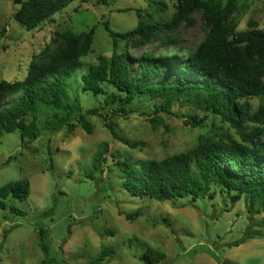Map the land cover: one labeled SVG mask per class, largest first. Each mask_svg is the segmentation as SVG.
Instances as JSON below:
<instances>
[{
	"label": "rangeland",
	"instance_id": "374dc122",
	"mask_svg": "<svg viewBox=\"0 0 264 264\" xmlns=\"http://www.w3.org/2000/svg\"><path fill=\"white\" fill-rule=\"evenodd\" d=\"M162 1L166 3L164 11L149 6L147 0H74L26 30L14 17L19 5L0 0V81L23 79L30 62L43 60L44 51L54 48L56 32L78 34L94 26L91 51L80 58L82 64L70 80V91L68 88L70 98L79 93L91 133L74 120L71 129L63 126L54 133L44 130L35 139H22L18 130L0 134V186L25 179L29 182L26 199L8 196L4 199L7 207L0 208V264H42L46 259L49 261L44 264H91L103 247L113 249L106 264H147L142 258L147 246L165 254L156 264H264V236L243 240L247 226L259 225L264 213L250 214L244 196L235 203L219 192L212 198L205 195L195 200L158 201L125 189L123 174L115 166L117 159L134 164L188 150L196 145L200 134L220 132L239 139L228 123L210 115L202 126L185 125L181 117L155 113L158 103L148 97L136 98L128 106L132 111L124 116L113 112V105L104 104V95L80 91L81 73L95 63L98 54L110 56L113 50L102 22L108 21L116 32L128 31L138 22L136 10L147 12L155 20H166L174 3ZM193 16V24L159 31L146 44L133 46L118 39L117 50L126 51L129 57L144 53L184 57L206 33L200 13ZM232 17L238 30L245 29L249 20L263 28L264 0H237ZM104 86L106 93L113 89ZM248 101L255 110L259 99ZM192 107L187 103L179 108L176 104L175 109L184 112ZM91 109L95 111L89 112ZM106 111L109 114L105 116ZM36 117L39 124L46 118L40 114ZM150 118L155 121L151 123ZM106 120L119 136L137 146L115 139ZM102 144H106L108 159L100 174L92 169L91 160ZM137 210L139 215L126 217ZM39 227L46 230L48 255L40 247ZM258 228L264 232V226Z\"/></svg>",
	"mask_w": 264,
	"mask_h": 264
},
{
	"label": "trees",
	"instance_id": "16d2710c",
	"mask_svg": "<svg viewBox=\"0 0 264 264\" xmlns=\"http://www.w3.org/2000/svg\"><path fill=\"white\" fill-rule=\"evenodd\" d=\"M19 7L14 15L26 30L60 12L74 0H13ZM158 11L166 10L162 0H147ZM174 10L163 21L155 20L147 12L136 10V26L125 32L112 30L108 21L104 29L112 40L110 56L98 54L96 61L81 73V92L104 95V104L113 105V112L127 116L128 106L136 99L148 97L158 103L155 113L181 117L185 125L202 126L210 115L234 129L239 139L220 132L200 134L195 146L161 159H144L134 164L115 160L123 174V186L139 196L158 201L183 199L224 193L231 203L242 196L247 200V211L264 213V27L249 20L247 27L237 29L232 14L237 0H172ZM200 13L206 33L204 38L186 56H157L141 54L129 57L118 51V39L133 46L148 43L159 31H174L182 24H193L194 14ZM6 26L2 28V33ZM55 46L45 50L43 60L31 61L23 79L0 81V134L18 130L22 139H35L42 131L54 133L63 126L71 129L78 121L87 133L91 126L85 120L79 93L70 98V80L81 66L80 58L91 51L94 26L88 31L56 32ZM169 43L173 39H166ZM134 65V67H132ZM193 78L197 80L193 81ZM113 89L106 93L105 86ZM259 103L252 110L249 98ZM184 112L175 109L186 104ZM94 112L95 110H88ZM46 118L37 122V115ZM109 113L106 111L105 116ZM149 121L153 123L154 118ZM112 136L130 147H136L119 136L111 122L106 120ZM107 147L102 144L92 155L91 167L100 174L107 162ZM88 176H93L88 173ZM29 194L28 180L7 182L0 186V208L7 207L8 196L24 200ZM12 212H19L11 208ZM137 210L126 217L139 215ZM256 226L249 224L243 240L264 236ZM40 247L49 254L46 230L38 228ZM113 253L103 247L90 260L91 264H106ZM165 254L147 246L142 258L147 264H156ZM44 260L42 264L48 262Z\"/></svg>",
	"mask_w": 264,
	"mask_h": 264
}]
</instances>
